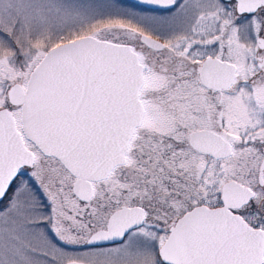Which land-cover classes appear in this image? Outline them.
Here are the masks:
<instances>
[{"label":"snow or ice","instance_id":"1","mask_svg":"<svg viewBox=\"0 0 264 264\" xmlns=\"http://www.w3.org/2000/svg\"><path fill=\"white\" fill-rule=\"evenodd\" d=\"M0 264H264V0H0Z\"/></svg>","mask_w":264,"mask_h":264},{"label":"rangeland","instance_id":"2","mask_svg":"<svg viewBox=\"0 0 264 264\" xmlns=\"http://www.w3.org/2000/svg\"><path fill=\"white\" fill-rule=\"evenodd\" d=\"M126 3H131L129 0H125Z\"/></svg>","mask_w":264,"mask_h":264},{"label":"flooded vegetation","instance_id":"3","mask_svg":"<svg viewBox=\"0 0 264 264\" xmlns=\"http://www.w3.org/2000/svg\"><path fill=\"white\" fill-rule=\"evenodd\" d=\"M131 3L134 2V0H129Z\"/></svg>","mask_w":264,"mask_h":264}]
</instances>
